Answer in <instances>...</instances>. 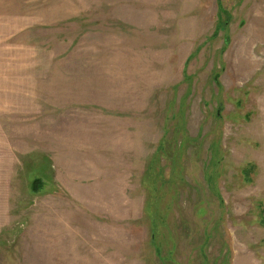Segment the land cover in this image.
Instances as JSON below:
<instances>
[{"label": "rangeland", "instance_id": "rangeland-1", "mask_svg": "<svg viewBox=\"0 0 264 264\" xmlns=\"http://www.w3.org/2000/svg\"><path fill=\"white\" fill-rule=\"evenodd\" d=\"M262 215L264 0H0V264H264Z\"/></svg>", "mask_w": 264, "mask_h": 264}, {"label": "trees", "instance_id": "trees-1", "mask_svg": "<svg viewBox=\"0 0 264 264\" xmlns=\"http://www.w3.org/2000/svg\"><path fill=\"white\" fill-rule=\"evenodd\" d=\"M219 6H220V4H219ZM220 11H221V7H220ZM226 23V22H225ZM220 25H218V27H219ZM255 167H254V165H249L243 172L245 173V175H246V177H249V173L254 169ZM42 185H43V183H42V181H41V179L40 178H38V177H35L33 180H32V182H31V187H32V190L33 191H39L40 189H41V187H42ZM262 209V208H261ZM262 212H263V210H261ZM264 216L262 215L261 216V221L262 222H264V218H263Z\"/></svg>", "mask_w": 264, "mask_h": 264}]
</instances>
